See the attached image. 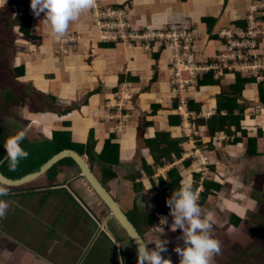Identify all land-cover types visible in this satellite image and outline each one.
Returning a JSON list of instances; mask_svg holds the SVG:
<instances>
[{
    "label": "crops",
    "instance_id": "0c3cea01",
    "mask_svg": "<svg viewBox=\"0 0 264 264\" xmlns=\"http://www.w3.org/2000/svg\"><path fill=\"white\" fill-rule=\"evenodd\" d=\"M30 3L31 0H0V65H5L8 79L14 84L15 91L10 89L11 92H18L13 99L17 104L9 107L15 124H21L11 136L19 140H49L53 132H60L68 135V142L76 147L87 143L90 132L92 152L99 154L111 135L110 143L119 147L118 163L112 167L116 178L104 187L123 211L125 204L129 206L127 211L134 205L138 207V195L151 191L154 196L164 188L157 179H165L166 172L174 167L181 177L180 184H192V175L199 174L198 192L203 180L220 185L219 191L201 207L211 214L212 228L223 209L229 212L224 225L231 229L230 233L248 226L245 215L252 212H248L247 205L257 204L259 199L254 196L258 193L254 188H259L254 182L264 176V105L259 103L256 91V83L264 88V68L244 75L215 62L213 57L224 49L221 30H246L250 15L253 29L258 31L251 62L264 63V0H95L96 9L124 10L135 30H162L186 22L193 26L196 58L212 65L209 71L220 83L197 87L194 79L187 95L188 101L196 105L187 106L186 117L176 113L168 49L158 44L146 50L100 41L92 24V8L82 12L77 21L69 24L65 35L56 40L42 22L44 14L35 16ZM70 37L75 39L67 41ZM235 73L255 80L244 85L238 100L245 104L242 129L247 137L260 133L255 139V155L247 153L246 137L237 143H231L233 137L224 132L210 137L206 125L199 122L214 115L216 96L234 83ZM178 120L179 125H172V121ZM158 134L177 140L182 152L172 164L156 166L152 185L142 164L155 166L153 151L160 152L165 145L155 142ZM81 157L87 164L86 156ZM163 160L161 156L160 161ZM101 167V163L92 161L90 170L99 181ZM132 177L142 184L140 190H134ZM56 182L57 185L47 187L40 175L27 182L34 183L30 190L33 193L0 196L9 205L7 214L0 218V264H81L97 231L89 233L78 226L79 219L72 215L80 210L88 213L77 196L88 205L93 196L77 171L59 173ZM58 194L69 201L67 207L56 202L54 196ZM35 196L41 197L44 207L35 205ZM37 214L41 217L37 218ZM253 215L256 218L257 212ZM232 216L239 219L236 224ZM14 217L21 222H10ZM92 220L98 233L104 235L108 248L105 254L111 253L110 263L123 264L121 247L103 232L98 215ZM83 231L89 234L85 242H81ZM105 261L109 262L108 258ZM98 263L103 264L102 259Z\"/></svg>",
    "mask_w": 264,
    "mask_h": 264
},
{
    "label": "trees",
    "instance_id": "16d2710c",
    "mask_svg": "<svg viewBox=\"0 0 264 264\" xmlns=\"http://www.w3.org/2000/svg\"><path fill=\"white\" fill-rule=\"evenodd\" d=\"M25 37L28 39H32L28 34H25ZM157 57V54L154 55V58ZM155 78V77H154ZM121 80V79H120ZM255 80L251 78H243L239 73H235V80L234 83L227 87V89L222 90L219 95L216 96V108L215 113L211 116L207 121L199 120L201 124L206 125L207 133L210 137L214 136L216 133L224 132L229 137H233L231 143H237L242 140L243 137L247 138L246 146H247V153L249 155H255V139L260 134L259 131L256 132L255 137H247L246 132L242 129V121L244 119V110L245 104L238 103V100L241 98V94L244 88V85L248 83H254ZM219 80L213 79V73L211 71L201 74L196 77V86H207V85H217L219 84ZM256 91H257V99L259 103L264 105V88L261 83H256ZM3 101L7 104L6 106L16 105V100L7 99L6 97L3 98ZM193 104L191 101H188V105ZM196 105V104H193ZM5 106V107H6ZM176 107V106H175ZM171 122V121H170ZM172 125H179L178 121H172ZM139 132V130H138ZM240 133V136L237 138L236 133ZM16 137L10 136L7 132L1 131L0 132V173L8 179H15L23 176L24 174L28 173L29 171L33 170L43 162H45L48 158L52 155L57 153L63 149H70L76 152L79 156L85 155L86 162L88 167L91 169L92 161H98L102 164L101 173L102 177L100 182L104 186L107 181L113 180L116 178L115 173L112 171V167L117 165L118 163V145L111 144L110 141L113 136L110 135L108 139L105 140L104 146L99 154H95L92 152V137L91 133L88 134V141L84 146H72L65 138L64 133L60 132H53L49 140L41 139L37 140L35 138H21L19 140V146L27 153L26 158H21L19 160L18 165L16 166L15 170L10 169L9 167V159H8V152L6 148L7 141L9 138ZM163 137H167L163 139ZM167 134H158L156 135V140L158 145L164 143V147L157 152L158 150L153 151V158L155 166L149 167L143 162V173L144 175L152 182V175L156 169V166L162 167L166 164H172L175 159H179L181 156V148L178 147L177 140H170ZM76 148V149H74ZM161 156L164 160L161 162ZM32 160V161H31ZM31 161V163H30ZM77 169L73 162L68 159L64 158L53 164L47 171L42 174L45 178V185L47 187H52L57 185L56 183V176L61 172H76ZM193 182H192V189L195 192L198 183L199 174L194 173L192 175ZM131 181L133 183L134 190H140L142 188L141 183H136L135 178L132 177ZM181 177L177 172L176 168H170L166 172V178L158 177L157 183L161 187H165L168 194H172L173 190L179 188L180 186ZM202 190L199 192V205L202 207L207 198L210 196H214L216 192L219 191L220 185L216 184L212 181L203 180L201 183ZM253 194V193H252ZM97 201V199H96ZM135 205L133 208L128 210L127 214H131L134 220L128 219L136 228L134 221L136 218L135 214ZM169 211V208L166 204V201L162 202L159 207L155 208L148 212L142 219L144 224H148L149 227H154L156 220L159 216L166 214ZM155 216L157 218H155ZM236 223L239 219L235 216H232ZM137 229V228H136ZM260 230V228H258ZM258 230V231H259ZM138 231V230H137ZM139 232V231H138ZM140 234V233H139ZM134 252V251H133ZM122 262L123 264H133L134 262L137 263V256L136 254L126 255L122 252Z\"/></svg>",
    "mask_w": 264,
    "mask_h": 264
},
{
    "label": "rangeland",
    "instance_id": "374dc122",
    "mask_svg": "<svg viewBox=\"0 0 264 264\" xmlns=\"http://www.w3.org/2000/svg\"><path fill=\"white\" fill-rule=\"evenodd\" d=\"M5 65L2 64L0 65V82L3 77L6 78V81H3L0 83V132L5 131L7 132L10 136L15 132L19 131V127L21 124H18V126L15 124L13 121L12 115L14 114L10 107L6 106L7 104L3 101V98L6 97L8 100L9 99H14L15 94L18 92H11V90L15 91L14 84L8 79V70L4 69ZM244 75L248 74V71L242 70L241 72ZM11 89V90H10ZM6 106V107H5ZM17 123V122H16ZM12 132V133H11ZM65 138L67 141L69 140V136L65 135ZM76 149V148H74ZM32 161V160H31ZM30 161V163H31ZM258 173V172H257ZM259 175V174H258ZM254 182L256 187H259L258 189L254 188V190L258 191L256 192L257 198V204L251 205L250 203L247 206H250V209L248 212H252V214H248L247 216L245 215L246 223L248 226H242L239 230L238 233L236 232H231L229 228L225 227L226 219L229 216V212L224 211L221 212V216L218 218L217 222L214 225V228L211 229V234L213 238L217 239L220 242V252L219 254H213V256L210 259V264H264V176L258 177ZM34 183H26L23 184L22 186H16V187H6L8 190V194H20V193H26L29 192L32 188ZM1 186V185H0ZM5 187V186H3ZM33 193L32 191H30ZM154 196L151 193V191L147 193H142L138 195L135 199V203H137L138 207L135 209V214L136 218L134 221V224L139 231L140 235L142 237H146L147 240H155L156 236L159 235L161 239H165L169 241V243L166 245L167 247V252L162 253L161 255L164 258H171L172 254H170V250L176 254L177 258L179 256L177 253L174 251V248L179 245L183 246V242L179 239L181 236V231L178 229L177 231L173 232L171 231V224H172V217L169 216V213L166 215L169 216V220L167 224L161 225L160 220H161V215H158V219L156 220V223L154 227H149L148 224H144L142 222V219L148 212L151 210H154L155 208L159 207L160 204L164 201H166L169 197L170 194L167 193L165 187L161 188L160 191H157ZM77 195V194H76ZM54 198L59 201L60 204L63 205V207H67V199L62 196V195H56ZM82 205H84V208L87 210V214L85 211L80 210L78 213H74L72 215L73 219H79L78 221V226H83L82 228L89 231V233L93 231H97V234L94 233L90 240V245L88 244L86 248V255L84 256V259L82 260L81 264H99L98 259H102L103 264H112L110 263L111 260V253L108 252L105 254L108 250L106 247V241L104 240V235H100L98 233L97 228L94 226V221L92 218H96V215H98L100 223L103 220H111L110 217L107 215V210L103 207V205L96 199L92 198L91 202L89 205L91 208L88 206L87 203L84 202V200L76 197ZM40 196H35L32 201H35V205L39 207H44L43 200H40ZM39 202V203H38ZM94 202V203H93ZM93 203V204H92ZM126 205V204H125ZM124 211L127 213L128 211L126 209H129L127 206H125ZM69 206L74 207L72 203L69 204ZM255 206V207H254ZM136 207V206H135ZM78 207H75L77 209ZM94 212H93V210ZM222 210V209H220ZM45 209H43V212ZM207 210H203V213L207 215L206 213ZM50 212V210H47V213ZM75 212V210H74ZM254 212H257V217H254ZM128 217L132 220L134 218L132 215L129 213L127 214ZM92 216V217H91ZM37 218L41 217V214L36 215ZM70 218V217H69ZM155 218H157L155 216ZM14 221L10 222H21L19 218L17 217L13 218ZM17 219V220H16ZM24 223H27V221H24ZM236 224V222H235ZM224 225V226H223ZM165 226V227H164ZM115 230L119 237L122 239V243L126 249V255L134 254L132 248H130V244L124 235V233L116 226ZM157 227H163L164 228V234L160 235L158 233V228ZM77 228V227H76ZM260 228V230L258 229ZM259 230V231H258ZM84 232V231H83ZM88 233H83L81 236V242H85L88 239ZM150 249H153L155 247L154 244L149 243L148 244ZM107 248V249H106ZM105 254V255H104ZM104 255V258H100L101 256ZM108 256V257H107ZM116 256L119 258V253L116 251ZM106 258H108L109 262H106ZM116 259V258H115ZM172 262V259H170ZM179 262V261H178ZM178 262H172V264H178ZM115 263V262H114ZM137 264V263H133Z\"/></svg>",
    "mask_w": 264,
    "mask_h": 264
},
{
    "label": "clouds",
    "instance_id": "9594fccd",
    "mask_svg": "<svg viewBox=\"0 0 264 264\" xmlns=\"http://www.w3.org/2000/svg\"><path fill=\"white\" fill-rule=\"evenodd\" d=\"M6 3V0H4ZM95 7V0H31L30 8L35 16L44 14L42 22L51 29L56 40L65 35L69 24L79 19L80 14ZM9 167L15 170L21 158H26L27 153L19 146V139L9 138L6 144ZM197 190V188H196ZM193 191L190 182H181L179 188L173 190L166 200L169 215L172 217L171 231H181L179 239L183 246L177 245L174 251L179 256L178 264H210L213 254H219L220 242L211 234L212 216L205 215L199 205V192ZM8 194L6 187L0 186V196ZM8 203L0 199V218L7 214ZM166 213V214H167ZM161 215L160 223H168L167 218ZM158 216V215H157ZM160 235L164 234L163 227H157ZM137 264H172L171 260L161 254L167 252L166 245L169 241L161 239L159 235L155 240L149 239L147 243L138 237ZM154 244L150 249L148 244Z\"/></svg>",
    "mask_w": 264,
    "mask_h": 264
},
{
    "label": "built area",
    "instance_id": "2783aa9c",
    "mask_svg": "<svg viewBox=\"0 0 264 264\" xmlns=\"http://www.w3.org/2000/svg\"><path fill=\"white\" fill-rule=\"evenodd\" d=\"M93 26L99 32V39L103 42L122 43L127 46H139L149 50L158 44L168 49L170 60L168 72L170 86L177 99L176 113L182 117L188 115V91L197 76L208 72L212 65L201 62L196 58L194 44L196 35L193 26L186 22L180 25H170L162 30H135L124 10L91 9ZM248 28L239 32L221 30V38L225 39L222 52L213 57L217 63L226 68L236 69L238 72L246 70L256 74V70L263 69L264 63L254 60L255 37L258 31L253 29L251 16H247ZM75 37L68 38L73 41ZM170 216V215H169ZM169 216L165 215L167 220ZM165 227V226H164Z\"/></svg>",
    "mask_w": 264,
    "mask_h": 264
},
{
    "label": "water",
    "instance_id": "95a60500",
    "mask_svg": "<svg viewBox=\"0 0 264 264\" xmlns=\"http://www.w3.org/2000/svg\"><path fill=\"white\" fill-rule=\"evenodd\" d=\"M64 158H68L73 162L77 169L78 175L81 177L85 186H87V191L92 194V198L97 199L107 210V215L110 217L111 220L101 221V228L103 229V232H105V234L111 240H113L118 247H121L123 254H127L126 249L122 243L123 241L117 234L114 226L118 227L126 236L130 244V248H132V250L137 256L136 240L138 239V237L143 240L144 238L139 234L137 229L128 219L125 212L122 210L121 206L117 203V201L102 185V183L98 180L95 174L92 173L88 165L85 163L84 159L73 150L63 149L58 151L50 158H48L45 162H43L42 164H40L39 166L19 178L8 179L0 173V185L5 187H16L25 184L44 174V172L47 171L53 164ZM88 206L91 208L90 205Z\"/></svg>",
    "mask_w": 264,
    "mask_h": 264
},
{
    "label": "flooded vegetation",
    "instance_id": "af4514ba",
    "mask_svg": "<svg viewBox=\"0 0 264 264\" xmlns=\"http://www.w3.org/2000/svg\"><path fill=\"white\" fill-rule=\"evenodd\" d=\"M137 208V207H136ZM144 238V237H143ZM144 241L147 243V238L145 237L144 238ZM117 246V245H116ZM118 247V246H117ZM148 247H149V245H148ZM118 248H120V247H118ZM150 248V247H149ZM172 251L170 250V254H172V258H170L169 257V259H172V262H178L179 261V258H177V256H176V254H174L173 252L171 253Z\"/></svg>",
    "mask_w": 264,
    "mask_h": 264
}]
</instances>
